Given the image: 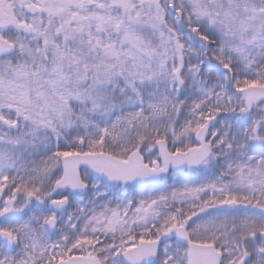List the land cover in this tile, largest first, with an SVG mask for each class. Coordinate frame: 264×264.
I'll return each mask as SVG.
<instances>
[{"label":"snow or ice","instance_id":"6c2138e0","mask_svg":"<svg viewBox=\"0 0 264 264\" xmlns=\"http://www.w3.org/2000/svg\"><path fill=\"white\" fill-rule=\"evenodd\" d=\"M0 264H264V0H0Z\"/></svg>","mask_w":264,"mask_h":264}]
</instances>
